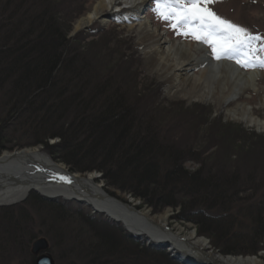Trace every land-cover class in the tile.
I'll use <instances>...</instances> for the list:
<instances>
[{
  "label": "rangeland",
  "instance_id": "obj_1",
  "mask_svg": "<svg viewBox=\"0 0 264 264\" xmlns=\"http://www.w3.org/2000/svg\"><path fill=\"white\" fill-rule=\"evenodd\" d=\"M246 1L207 7L264 37V0L249 1L248 10ZM95 2L0 0V160L25 150L54 160L46 148L60 150L59 163L76 175L92 173L113 200L137 213L167 215L166 230L185 239L197 230L222 258L264 263V131L229 119L226 111L236 104L218 111L211 101L170 102L141 51L134 53L136 33L127 22L111 16V23L76 30ZM157 3L148 0L145 10L157 14ZM235 9L246 20L233 17ZM147 17L170 39L208 50L214 62L264 73L259 63L244 68L235 59L218 60L207 44L183 35L184 28L174 30L173 21ZM248 18L257 20L248 25ZM258 56L264 59V52ZM258 88L261 94L252 88L240 102L264 121V78ZM31 196L20 211L0 206V264H31V255L52 257L53 264L205 263L173 254L168 243L155 244L89 205L42 204ZM174 202L178 207L165 205ZM102 234L116 243L104 242ZM42 241L47 248L41 251L52 254L35 253Z\"/></svg>",
  "mask_w": 264,
  "mask_h": 264
},
{
  "label": "bare ground",
  "instance_id": "obj_2",
  "mask_svg": "<svg viewBox=\"0 0 264 264\" xmlns=\"http://www.w3.org/2000/svg\"><path fill=\"white\" fill-rule=\"evenodd\" d=\"M147 1L96 0L88 12L80 18L76 30L92 26L96 21H100L101 24L111 23V16L119 17L127 22L126 28L129 32L136 33L133 42L136 50L133 48V51L136 54L137 50L141 51L145 57L148 73L166 86L167 98L171 100L170 102L178 100L198 103L211 101L216 105L218 111L231 104H236L234 109L226 111L229 119L264 131V121L253 115L254 108L246 102H240L252 88L255 90V94L262 93L258 88V81L264 78V73L258 71L246 73L230 61L214 62L208 50L203 47L170 39L167 36L168 33L165 34L161 31L163 26L155 24V20L147 17V15L149 17L158 16L153 10H145ZM249 1L251 0L246 1L247 10L252 5ZM260 9L262 12V8ZM142 12L144 14L140 17ZM223 12L225 13V11ZM234 12L233 17H236L237 20H246L238 10L236 12L235 9ZM140 19L143 21L139 23ZM248 19H250L247 22L248 25L253 24L252 20H257L255 18ZM139 56L141 55L139 54ZM156 90H159V87ZM154 100L156 103V98ZM154 103H147L151 110L154 108L152 107L155 105ZM259 104L264 109V97ZM167 105L171 106V103L167 102ZM83 173L81 175L86 176L76 175L72 170L68 171L64 164L59 163L58 160L54 161L43 157L38 150L4 154L0 160V206L4 208L3 212L14 211L13 207L20 211V207L21 210L24 208L25 204L22 202L29 193H32L31 198L33 197L42 204L57 203L59 199H64L67 204V202L75 200L91 206L96 212L123 223L129 231L137 235H145L155 244L168 243L171 247L169 250L173 254L181 253L183 257L191 254L193 257L198 256L205 260V263L213 264H264L256 258H222L210 249L209 243L205 240L207 239L206 235H200L197 230L195 233L197 235L191 233L186 239L177 232L166 230L167 215L153 217L149 213H137L132 207L108 196L102 185L96 183V177L92 173H87V171ZM36 193L41 194L43 198ZM57 204L55 206H58ZM99 233L101 234V232ZM102 236V239L107 238L104 242L116 243L112 238L109 239L110 236L104 234ZM46 237L51 240L50 236ZM154 252L157 253V251ZM46 253L52 254L51 251H39L37 255H48ZM234 256L232 255V257ZM46 258H49L53 264L52 257ZM31 259L33 260H31V264H38V261L42 263L41 259L36 260L32 255Z\"/></svg>",
  "mask_w": 264,
  "mask_h": 264
},
{
  "label": "snow or ice",
  "instance_id": "obj_3",
  "mask_svg": "<svg viewBox=\"0 0 264 264\" xmlns=\"http://www.w3.org/2000/svg\"><path fill=\"white\" fill-rule=\"evenodd\" d=\"M213 2L216 0H158L157 14L173 21L174 30L184 28L183 35L207 44L218 60L227 57L244 68L256 63L264 67V59L258 56L264 52V37L217 15L207 7Z\"/></svg>",
  "mask_w": 264,
  "mask_h": 264
},
{
  "label": "trees",
  "instance_id": "obj_4",
  "mask_svg": "<svg viewBox=\"0 0 264 264\" xmlns=\"http://www.w3.org/2000/svg\"><path fill=\"white\" fill-rule=\"evenodd\" d=\"M47 150V152L54 158V160H60V155H61V153L59 152V151H57V150H55L54 148H50V147H47L46 148ZM60 154V155H59ZM63 162H65V160H63ZM68 164H70L68 161H66ZM65 162V163H66ZM159 205H161L160 204V202L158 203ZM166 206H174V207H178V204L176 203V202H174L173 204H165ZM138 249H143V250H147V249H145V247L143 246V245H140L139 247H138ZM148 251V250H147ZM151 250H149V252H150ZM155 251V250H154ZM152 252V253H155V252ZM117 263H118V261H117ZM119 264V263H118Z\"/></svg>",
  "mask_w": 264,
  "mask_h": 264
},
{
  "label": "water",
  "instance_id": "obj_5",
  "mask_svg": "<svg viewBox=\"0 0 264 264\" xmlns=\"http://www.w3.org/2000/svg\"><path fill=\"white\" fill-rule=\"evenodd\" d=\"M41 243H42V245H40V246H38V244H40V243L35 244V247H34L35 253H38L39 251H41V249L46 250V248H47L46 242L42 241ZM43 261H45V262L43 263ZM38 264H52V263L50 262L49 258L44 257L42 260V263L39 262Z\"/></svg>",
  "mask_w": 264,
  "mask_h": 264
},
{
  "label": "flooded vegetation",
  "instance_id": "obj_6",
  "mask_svg": "<svg viewBox=\"0 0 264 264\" xmlns=\"http://www.w3.org/2000/svg\"><path fill=\"white\" fill-rule=\"evenodd\" d=\"M35 263V262H34Z\"/></svg>",
  "mask_w": 264,
  "mask_h": 264
}]
</instances>
